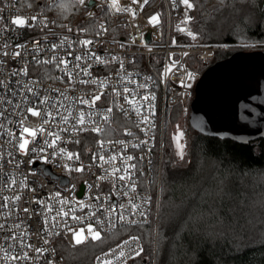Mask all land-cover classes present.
Returning <instances> with one entry per match:
<instances>
[{
	"label": "built area",
	"instance_id": "2783aa9c",
	"mask_svg": "<svg viewBox=\"0 0 264 264\" xmlns=\"http://www.w3.org/2000/svg\"><path fill=\"white\" fill-rule=\"evenodd\" d=\"M74 1L83 13L73 27H60L53 14L24 8L22 0H0V264H68L56 241H95L89 226L100 239L118 227L154 223L157 231L166 112L181 104L186 118L201 65L241 51L200 41L193 7L182 0ZM102 8L109 20L90 26ZM17 18L27 24H14ZM38 65L52 67L43 72L47 80L31 74ZM116 114L128 125L118 127ZM24 127L37 130L35 140ZM82 228L88 238L76 244L73 233ZM144 251L138 236H126L93 264H135Z\"/></svg>",
	"mask_w": 264,
	"mask_h": 264
},
{
	"label": "trees",
	"instance_id": "16d2710c",
	"mask_svg": "<svg viewBox=\"0 0 264 264\" xmlns=\"http://www.w3.org/2000/svg\"><path fill=\"white\" fill-rule=\"evenodd\" d=\"M22 6L53 14L58 25L83 13L73 0H22ZM191 16L202 42H264V0H194ZM103 19L109 20L104 8L90 26ZM232 54L220 53L200 70L204 74ZM48 69L32 66L31 74L47 80L43 72ZM194 98L195 91L187 120ZM115 122L128 125L118 114ZM106 133L102 137L111 136ZM130 235L145 248L135 264H153L154 259L156 264H264V138L242 144L189 124L183 156L164 144L157 231L154 223L118 227L100 240L70 247L61 239L56 247L68 264H93L98 253Z\"/></svg>",
	"mask_w": 264,
	"mask_h": 264
},
{
	"label": "water",
	"instance_id": "95a60500",
	"mask_svg": "<svg viewBox=\"0 0 264 264\" xmlns=\"http://www.w3.org/2000/svg\"><path fill=\"white\" fill-rule=\"evenodd\" d=\"M189 121L199 132L242 144L264 138V51L211 66L195 88Z\"/></svg>",
	"mask_w": 264,
	"mask_h": 264
},
{
	"label": "snow or ice",
	"instance_id": "6c2138e0",
	"mask_svg": "<svg viewBox=\"0 0 264 264\" xmlns=\"http://www.w3.org/2000/svg\"><path fill=\"white\" fill-rule=\"evenodd\" d=\"M80 2L83 3L84 0H80ZM134 2H135V0H134ZM145 2H146V0H145ZM182 2H183V4H184L187 8H189V9H191V8L193 7V5L189 2V0H182ZM113 6H115V0H114V5H113ZM33 19H35V18H33ZM152 22H158V18H157V17H153V18H152ZM13 23L16 24V25H19V26H25V25L27 24V21H26L25 19H22V18H17V19H15V20L13 21ZM83 43H84L85 45H87V44H91L92 41H88V40H86V41H84ZM15 55H19V53H16ZM77 59L79 60L80 57H77ZM97 59H99V57H97ZM62 62L65 63V65H67V61H62ZM46 63H47V61H46ZM77 67H78V65H77ZM25 74H26V73H25ZM125 91H127V89H125ZM99 99H100V95H96V96L93 98V100H92V104L94 105L95 102H96L97 100H99ZM144 99L147 100L148 97L146 96V97H144ZM81 102H82V103H87V101H83V100H81ZM128 102H129V103H134V101H128ZM40 103H41V104H45V103H47V99L41 100ZM28 111H29L33 116H39V115H40L39 111H36L34 108H29ZM109 111H111V109H109ZM136 111H137V113L139 114V108H137ZM46 115H49V116H50V115H52V113H46ZM144 122H147V119H146V118H145V121H144ZM45 123H47V121H45ZM80 123H81V124L84 123L83 116H81ZM93 130L96 131L97 133H99V132L101 131L100 128H95V129H93ZM43 131H44L43 128L39 129V132H40L41 134L43 133ZM23 133H24V134H27L28 136H31L33 140H35V138H36V136H37V130H36V129H31V128H28V127H24V128H23ZM50 135H51V133H50ZM182 136H183V133H180V135L176 137V140H177V147L180 149V154H181V156L183 155V146H182L181 143H180V140H181V137H182ZM20 139H21L22 142L19 144V148H20L21 150H23V151L25 152V154H27V151H28V149H27V145L30 143V141H29L28 139H25L23 135L21 136ZM55 139H56V140H59L60 137H59L58 135H56V136H55ZM53 143H54V142H53ZM49 146L51 147V146H53V145L50 144ZM101 146H103V142H101ZM40 151L43 152V149H40ZM61 151L63 152V149H62ZM65 154L67 155V158H68V159H72V158H73V154H72V153H65ZM76 158H77V159L79 158L78 154H76ZM101 159H103V157H101ZM115 159H116V157L113 156V157H112V160H115ZM127 159H132V157H128ZM45 162H46V161H45ZM66 167H67V166H66ZM76 170H77V171H82L83 169L80 168V169H76ZM101 179H103V177H101ZM120 179H124V177L121 176ZM57 195H59V193H57ZM17 199H18V198H17ZM37 202L40 203V201H37ZM61 203H64V201H61ZM49 210H51V209H49ZM25 211H27V209H25ZM65 215H67V213H65ZM122 218H123V217H121V219H122ZM73 219H79V218H78V217H73ZM87 231H88V233L90 234V236H91L92 239H94V240H99V239H100V233H99L98 231H95L91 226L88 227ZM73 234H74V238H75V243H76V244H81V243H83V242L88 238V237H86V236L84 235V229H83V228L80 229V230L77 231V232H74ZM45 242H47V241H45ZM37 251H43V250H42V249H38ZM137 255H139V252L137 253Z\"/></svg>",
	"mask_w": 264,
	"mask_h": 264
},
{
	"label": "rangeland",
	"instance_id": "374dc122",
	"mask_svg": "<svg viewBox=\"0 0 264 264\" xmlns=\"http://www.w3.org/2000/svg\"><path fill=\"white\" fill-rule=\"evenodd\" d=\"M80 16L81 14L76 19H74L71 23L61 24L59 26L60 27H73L77 23ZM234 45L238 46L237 48L241 49V51H235L233 52V54L239 53V52L250 53V52H256L257 50L264 51V42L238 43ZM202 67L205 69L204 65H201L200 69H202ZM198 83H199V80L195 81L194 87L192 88L193 93ZM165 122H166V129H165V143L164 144L166 145V148L170 149L176 156L180 157L181 154H180V149L177 147L176 137L179 136L180 133H183L184 129L188 128L190 124V121L184 117L183 107L181 104H177L173 107L168 108L166 112ZM160 128H161V116L159 115V120H158L159 133L157 134V144L160 143ZM185 142H186V138L184 139V136H182L180 143L183 146V153L185 149Z\"/></svg>",
	"mask_w": 264,
	"mask_h": 264
},
{
	"label": "flooded vegetation",
	"instance_id": "af4514ba",
	"mask_svg": "<svg viewBox=\"0 0 264 264\" xmlns=\"http://www.w3.org/2000/svg\"><path fill=\"white\" fill-rule=\"evenodd\" d=\"M202 78V77H201Z\"/></svg>",
	"mask_w": 264,
	"mask_h": 264
}]
</instances>
